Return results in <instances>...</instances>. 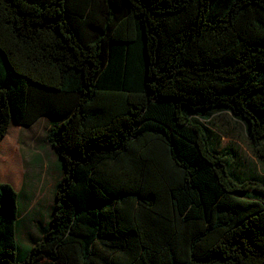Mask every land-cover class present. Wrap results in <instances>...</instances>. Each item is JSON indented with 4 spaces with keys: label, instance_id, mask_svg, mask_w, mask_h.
I'll use <instances>...</instances> for the list:
<instances>
[{
    "label": "trees",
    "instance_id": "trees-1",
    "mask_svg": "<svg viewBox=\"0 0 264 264\" xmlns=\"http://www.w3.org/2000/svg\"><path fill=\"white\" fill-rule=\"evenodd\" d=\"M219 114L264 140V0H0V264H264V178ZM42 117L63 171L18 259L8 156Z\"/></svg>",
    "mask_w": 264,
    "mask_h": 264
},
{
    "label": "rangeland",
    "instance_id": "rangeland-1",
    "mask_svg": "<svg viewBox=\"0 0 264 264\" xmlns=\"http://www.w3.org/2000/svg\"><path fill=\"white\" fill-rule=\"evenodd\" d=\"M42 117L34 124L20 127L13 153L20 161L22 185L18 201L16 238L17 258L22 259L40 241L53 212L55 190L63 171L62 163L46 142V131L51 126L48 119L59 124L56 117ZM214 130L221 138L219 150L232 158L236 174L244 179L252 176L264 178V140L253 143L245 126L228 114H219L211 119ZM12 155V156H11ZM0 178L11 179L9 166L0 163Z\"/></svg>",
    "mask_w": 264,
    "mask_h": 264
}]
</instances>
